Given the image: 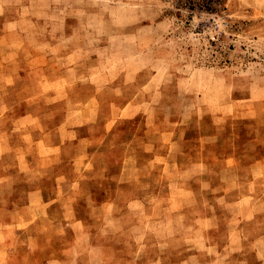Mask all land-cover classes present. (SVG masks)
Masks as SVG:
<instances>
[{
  "label": "rangeland",
  "instance_id": "rangeland-1",
  "mask_svg": "<svg viewBox=\"0 0 264 264\" xmlns=\"http://www.w3.org/2000/svg\"><path fill=\"white\" fill-rule=\"evenodd\" d=\"M173 5L0 0V264L264 263V0Z\"/></svg>",
  "mask_w": 264,
  "mask_h": 264
},
{
  "label": "trees",
  "instance_id": "trees-1",
  "mask_svg": "<svg viewBox=\"0 0 264 264\" xmlns=\"http://www.w3.org/2000/svg\"><path fill=\"white\" fill-rule=\"evenodd\" d=\"M174 2V8L185 10L188 16L196 12L216 13L222 10L225 0H170Z\"/></svg>",
  "mask_w": 264,
  "mask_h": 264
},
{
  "label": "crops",
  "instance_id": "crops-1",
  "mask_svg": "<svg viewBox=\"0 0 264 264\" xmlns=\"http://www.w3.org/2000/svg\"><path fill=\"white\" fill-rule=\"evenodd\" d=\"M252 209H250V211H252ZM238 211L241 214V211L240 210H238ZM263 224H264V222H263ZM253 225H255V224L253 223ZM261 232H263V233H259V234L257 233L255 235H253V237L250 239V241H248V242L252 243V246L257 249V251H255V257H257L258 259H260V257L262 259L264 258V249H261L259 247V246H264V228H263V231H261ZM261 242H262V244H260ZM261 264H264V263L261 262Z\"/></svg>",
  "mask_w": 264,
  "mask_h": 264
}]
</instances>
